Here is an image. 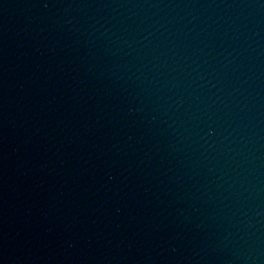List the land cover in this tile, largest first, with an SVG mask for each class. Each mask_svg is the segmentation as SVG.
Returning <instances> with one entry per match:
<instances>
[{"label": "water", "instance_id": "water-1", "mask_svg": "<svg viewBox=\"0 0 264 264\" xmlns=\"http://www.w3.org/2000/svg\"><path fill=\"white\" fill-rule=\"evenodd\" d=\"M0 264H264V0H0Z\"/></svg>", "mask_w": 264, "mask_h": 264}]
</instances>
